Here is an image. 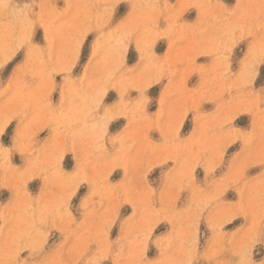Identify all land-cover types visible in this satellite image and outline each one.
Segmentation results:
<instances>
[{
    "label": "clouds",
    "instance_id": "obj_1",
    "mask_svg": "<svg viewBox=\"0 0 264 264\" xmlns=\"http://www.w3.org/2000/svg\"><path fill=\"white\" fill-rule=\"evenodd\" d=\"M262 67L264 0H0V264H264Z\"/></svg>",
    "mask_w": 264,
    "mask_h": 264
},
{
    "label": "rangeland",
    "instance_id": "obj_2",
    "mask_svg": "<svg viewBox=\"0 0 264 264\" xmlns=\"http://www.w3.org/2000/svg\"><path fill=\"white\" fill-rule=\"evenodd\" d=\"M228 2L229 3H232L233 2V0H228ZM123 7V6H122ZM123 10V9H122ZM194 17V13H190L189 14V17L188 18H193ZM39 37H40V34L38 33V39H39ZM243 47V46H242ZM163 49V44L160 46V48L158 49V50H162ZM86 54V53H85ZM238 54H239V52H238ZM18 59H19V57H18ZM6 74H7V70H6ZM261 78L262 79H264V67H262L261 68ZM258 83H259V81H258ZM153 92H155V90H153ZM247 117H242L241 118V123H243V122H246L247 121ZM8 141V137L6 136L5 137V142H7ZM83 191V190H82ZM240 223V221H236V222H234V225H230V226H228L229 228H232V227H234L235 225H238ZM155 254V252H154V250L152 251V252H150V255H154ZM258 259H259V257H257Z\"/></svg>",
    "mask_w": 264,
    "mask_h": 264
}]
</instances>
